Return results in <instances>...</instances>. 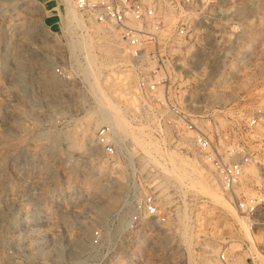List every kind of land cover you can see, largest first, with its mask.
Wrapping results in <instances>:
<instances>
[{
    "label": "rangeland",
    "instance_id": "obj_1",
    "mask_svg": "<svg viewBox=\"0 0 264 264\" xmlns=\"http://www.w3.org/2000/svg\"><path fill=\"white\" fill-rule=\"evenodd\" d=\"M72 3L69 27L65 0H0V264H108L120 244L115 213L150 194L169 214L159 239L170 264H264L262 228L167 102L208 116L226 158L250 157L236 194L264 211V0H196L152 95L138 79L155 62L136 63L112 28ZM102 94L126 127L97 120ZM103 127L118 144L112 157L96 141ZM97 231L109 232L100 256Z\"/></svg>",
    "mask_w": 264,
    "mask_h": 264
},
{
    "label": "built area",
    "instance_id": "obj_2",
    "mask_svg": "<svg viewBox=\"0 0 264 264\" xmlns=\"http://www.w3.org/2000/svg\"><path fill=\"white\" fill-rule=\"evenodd\" d=\"M74 4L96 23L112 28L117 40L136 63L141 64L147 59L155 62L156 69L140 72L138 79L141 92L152 95L158 91L159 85L167 81L166 64L171 57L170 47L176 40L185 39L189 34L190 14L196 7V0H74ZM56 71L62 73L59 68ZM153 100L163 104L166 102L159 97ZM167 102L176 122L194 133L195 150L213 166L223 190L237 203L241 212L253 218V227L262 228L264 251L263 206L256 197L240 199L236 194V188L246 180L250 157L237 160L226 158L220 151L215 135L204 125L205 121L210 120L208 116L197 119L171 103L169 98ZM110 133L109 127L101 128L96 141L112 157L117 155L118 144L111 140ZM114 217L120 244L108 259V264H170L166 250H162V246L167 244L159 239L163 238L159 235L169 230V214L161 209L154 195L126 201ZM108 234L97 231L92 237V248L99 256L106 249ZM221 258L227 262L224 253Z\"/></svg>",
    "mask_w": 264,
    "mask_h": 264
},
{
    "label": "bare ground",
    "instance_id": "obj_3",
    "mask_svg": "<svg viewBox=\"0 0 264 264\" xmlns=\"http://www.w3.org/2000/svg\"><path fill=\"white\" fill-rule=\"evenodd\" d=\"M68 6V11L65 14L66 16V23L69 24L71 21L75 20L74 18L76 17V10L73 7V3L72 0H65ZM79 20V19H78ZM76 21V20H75ZM72 23V22H71ZM69 27L71 26L70 24L68 25ZM86 28V27H85ZM87 30V29H86ZM85 30V31H86ZM115 35V34H114ZM91 42V41H90ZM74 43V41H73ZM72 43V44H73ZM74 45V44H73ZM85 45V44H84ZM83 45V46H84ZM88 46V45H86ZM120 46V45H119ZM75 48L77 47V45L75 44L74 46ZM74 48V49H75ZM86 48V47H85ZM123 49V48H121ZM85 50V49H84ZM89 50V49H88ZM89 52V51H88ZM88 57V56H87ZM90 63V62H89ZM93 64V63H92ZM91 70V68L89 69ZM91 71L86 70V74L88 76L92 75ZM98 92V91H97ZM102 93V92H101ZM102 100H101V105L97 111V115L96 118L98 121H102V122H108L111 124V127L115 130H120V128H124L126 127V121L123 118L120 109L108 98L106 97V95L101 96ZM95 120V119H94ZM89 123H92V119L88 118ZM115 133L117 134V132L115 131ZM203 176V175H202ZM204 177V176H203ZM186 224V223H185ZM243 224V223H242ZM248 228V227H247ZM246 228V230H247ZM251 228H253V226H251ZM250 230V228H248ZM248 232V230H247Z\"/></svg>",
    "mask_w": 264,
    "mask_h": 264
}]
</instances>
